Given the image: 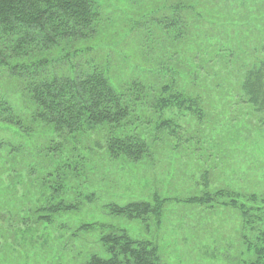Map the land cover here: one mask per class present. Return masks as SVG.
I'll return each mask as SVG.
<instances>
[{
	"label": "rangeland",
	"instance_id": "374dc122",
	"mask_svg": "<svg viewBox=\"0 0 264 264\" xmlns=\"http://www.w3.org/2000/svg\"><path fill=\"white\" fill-rule=\"evenodd\" d=\"M208 2L207 9L217 13L216 2ZM163 3L166 1L102 0L103 15L110 24H105L94 39L102 47L100 61L108 65L117 87L130 78L145 80L156 91L173 80L159 74L158 69L174 67L178 73L174 91L192 98L200 95L196 109H202V115L169 111L166 118L173 120L176 134L161 132L162 142L153 155L139 163L106 156L104 148L96 147L103 140L98 132L76 144L83 155L84 145L95 141V153L87 156L95 169L89 167L88 174L67 180L55 204L63 200L78 204V208L53 216L51 223L39 221L36 212L50 204L52 193L47 192L41 178L54 169L32 170L31 166L41 161L38 159L19 163L17 173L0 170V264H87L94 256L109 259L111 255L102 239L120 230L134 239L155 242L161 264H264V257L260 259L258 253V237L264 231V218H258L264 217V210H257L264 209V111H258L241 91L239 66L247 35L239 28L226 29V23L224 29L216 28L224 31L217 34L211 28L217 19L211 14L207 18L211 26L200 19L187 22L185 33L190 42L186 39L182 44L173 43L176 32L166 33L150 22L153 9ZM228 11L239 9H224ZM142 23L150 33L136 31L129 35L134 28L129 31L128 27ZM235 33L241 45L237 41L232 44L238 46L230 43L233 36L227 35ZM218 50L231 52L234 57L224 53L222 58L215 54ZM196 65L204 68L202 85L189 75ZM222 66L230 73L225 69L220 73ZM14 89V81L0 71V97L24 111L28 105ZM146 132L152 137V128ZM206 190L241 195L240 203L253 207V216L245 219L239 209L231 206L207 208L173 200L198 196ZM157 196L170 199L160 221L153 216L146 222L116 216L108 208L112 204L153 202ZM252 196L257 202L250 200ZM87 225L92 227L83 228Z\"/></svg>",
	"mask_w": 264,
	"mask_h": 264
},
{
	"label": "trees",
	"instance_id": "16d2710c",
	"mask_svg": "<svg viewBox=\"0 0 264 264\" xmlns=\"http://www.w3.org/2000/svg\"><path fill=\"white\" fill-rule=\"evenodd\" d=\"M165 1L162 5H155L150 22L166 33L176 32L173 43L182 44L186 39L190 42L188 32L185 33L187 22L190 24L200 19L202 24L211 26L207 20L211 14L217 19L212 29H224L226 23V29L236 28L237 31L239 28L245 32L247 42L241 49L244 57L239 66L242 71L241 91L258 111H264V0ZM208 1L216 2L217 13L207 9ZM231 6H238L239 11L224 12ZM105 24H110V19L103 15L102 0H0V71L14 81V90L28 105L24 111H18L8 99L0 97V170L17 173L19 163L28 164L38 159L41 161L31 166L32 170L40 167H43L42 172L54 169L41 178L52 196L50 204L37 210L39 221L51 223L53 216L78 208V204H67L63 200L55 204L54 200L60 197L68 179L88 174L89 167L95 169V164H90L87 158L95 153V141L84 145L83 156L84 153L80 154L82 150L75 147L83 139L98 132L103 140L96 147L104 148L106 156L112 160L139 163L153 155L162 142L161 132L166 131L171 136L176 134L173 120L166 118L169 111L202 115V109H196L201 102L200 95L192 98L174 91L178 73L172 66L158 69L159 74L173 79L160 86L158 91L145 80L130 78L117 87L108 65L100 61L102 47L94 42ZM145 25L128 27L129 31L134 28L129 35L136 31L150 33ZM216 30L217 34L224 32ZM231 36V44L237 41L241 45L238 33L227 35ZM224 53H228L231 59L234 57L225 50L215 51L222 58ZM225 64L229 67L228 63ZM227 67H220L219 72L225 69L229 74ZM203 70V66L198 65L190 70L189 75L199 85L204 84L200 79L205 73ZM150 128L152 137L146 132ZM28 157H34V160ZM207 176L205 173L204 179ZM240 198L243 199L241 195L226 190L214 194L206 190L198 196L173 200L207 208L231 206L249 219L253 216V207L247 208L244 201L240 203ZM225 200L228 201L223 202ZM250 200L257 202L256 196ZM169 201L157 196L153 202H134L126 206L112 204L108 208L112 215L145 222L153 216L160 221ZM261 201L264 205V199ZM257 210L263 212L264 209ZM90 227L92 225L83 226ZM120 231L102 239L110 258L94 256L87 264H161L155 242L134 239L127 231ZM258 240L261 242L258 250L261 259L264 257V231Z\"/></svg>",
	"mask_w": 264,
	"mask_h": 264
}]
</instances>
